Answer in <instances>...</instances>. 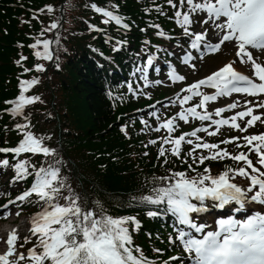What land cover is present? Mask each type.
Segmentation results:
<instances>
[{"label":"trees","instance_id":"obj_1","mask_svg":"<svg viewBox=\"0 0 264 264\" xmlns=\"http://www.w3.org/2000/svg\"><path fill=\"white\" fill-rule=\"evenodd\" d=\"M92 4L118 13L130 31L123 33L110 22L103 23ZM174 11L168 0H0V146L15 145L29 131L48 147H60L51 156L28 155L19 161L36 169L41 165L59 169L64 182L61 204L63 196L75 194L86 209L99 212V201L113 217H136L141 228L132 232L133 244L155 262H166L178 245L160 216L147 215L161 211L163 205L131 202L132 197L150 195L161 183L158 177L195 172L189 170V149L182 148L175 158L171 151L159 155V140L150 146L140 131L137 101L127 89L128 84L134 88L131 69L143 65L145 52L163 51L166 42L158 33L173 31ZM53 23L56 28H51ZM44 41H51V60L35 55L44 51ZM37 66L44 70L37 71ZM33 79L39 82L24 95L39 100L25 105L17 117L4 115L2 101L19 96L21 81ZM24 124L28 128H17ZM3 159L17 163L0 155ZM207 166L223 171L233 168L234 162L209 159L192 164L196 172ZM9 169L11 184L16 174ZM28 171L25 186L35 178L33 168ZM36 200L31 198L23 206L26 213L41 209Z\"/></svg>","mask_w":264,"mask_h":264},{"label":"snow or ice","instance_id":"obj_2","mask_svg":"<svg viewBox=\"0 0 264 264\" xmlns=\"http://www.w3.org/2000/svg\"><path fill=\"white\" fill-rule=\"evenodd\" d=\"M168 4L175 10L176 23L182 28L184 35L190 38L191 49L199 51L203 47L211 53H216L221 50L225 42H234L237 49L235 55L239 63L251 64L252 71L251 76L238 72L234 68L237 62L234 59L206 78L183 89L190 95L182 99L177 97L181 105L190 101L193 96L202 98L199 104L180 112L179 119L187 123L188 115H191L200 121H211L216 125V131L209 132L207 128H196L191 133L172 139L171 133L174 131L173 122L176 117L155 128L157 132L161 128L167 129L169 136L164 138L163 143H171L173 145L171 154L179 158L181 143L193 144L191 139L185 140L186 136L196 137L199 132H207L209 136H215L224 125L240 132H247L248 128L255 126V122L264 123V118L261 115H254V108L248 107V104H255L256 108H264V99L258 102L246 101V110L228 119L213 120L212 114L197 112V108H204L207 102L215 101L218 96H230L232 93L250 97L264 96V64L258 62V58H254L253 55L254 51L264 53V0H179L178 4L174 0H168ZM91 7L107 18L103 23L115 21L117 25L121 24V17L114 15L112 11L97 7L95 4ZM48 11L51 12L52 8L49 7ZM199 14L205 15L202 19H195ZM194 23L201 26L210 25L216 32L217 42L206 43L207 28L200 33L191 31ZM56 27V23L51 25V28ZM89 27L92 28L91 25ZM124 27L126 28L127 25ZM159 35L163 36L164 33L161 32ZM39 43L37 41V44ZM50 43L51 41H44L43 53L36 52L35 55L38 58L51 60ZM37 44L31 47L35 48ZM192 59L194 57L189 52L183 62L190 64ZM147 64L150 66L152 60L149 59ZM43 70L42 66H37V71ZM137 71L143 73L144 68H138ZM168 75L173 82L185 79L184 76L176 74L174 69ZM38 82L35 79L21 81V94L16 101L9 102L14 105L11 108L13 115L20 114L25 105H31L39 100V97L24 95V92ZM157 83L160 82L157 81ZM201 86L215 89V94H202L199 91ZM238 104L239 101H236L226 108L217 109L215 115L220 116L225 111H231ZM245 117H251V119L245 122L244 127L236 123L238 118L243 120ZM17 128L26 129L28 125H17ZM42 139L25 131L18 146L0 147V153H13L15 156L32 153L47 157L52 154V150L42 145ZM239 139V137H232L221 143L230 144ZM243 140L246 141L245 145L237 143L236 146L237 148L248 147V152L233 154L226 149H220L219 144L201 142L195 144L192 151L188 153L192 157V164H195L197 160L203 164L205 160L227 158L241 166L227 168L214 176L207 167L202 172H196L192 164H189V170L196 172V175L189 176L183 171L171 172L168 176L156 178L161 183L150 190V195L132 197L131 202L164 206L163 212L148 211L149 217L170 214L176 218L179 225L185 226L177 230L175 239L180 242L188 264H264V214L253 212L243 220L221 219L217 221L218 230L206 233V225L194 223L191 215L208 211L209 207L223 209L225 206L234 204L238 206L235 211L242 212L245 210L246 203L264 205V133L249 134L244 136ZM150 143L156 142L150 141ZM201 147L209 151L213 149L217 151L208 156H194L196 149ZM165 151L162 147L159 155L164 156ZM251 154L257 157L255 162L250 158ZM7 167H12L16 174L14 182L30 175L29 167L33 168L35 179L28 190L18 195L16 200H9L3 208L7 209L9 204L26 201L35 195L36 203L40 205L41 210L31 217L28 236L21 237L16 229L8 232L6 236H0V242L7 246L6 250L0 254V264H153V261L145 257L142 250L133 244L132 232L141 228L136 217H113L107 213L99 201L96 202L99 212L86 209L81 206L80 198L75 194L63 196L65 203H59L64 182L59 179V169L51 165L47 167L41 165L36 169L34 165H29L28 161H18L15 165H10L8 159L0 160V168ZM237 178L244 183L236 182ZM206 201L213 203L206 205ZM15 215L19 216L20 212L17 211ZM8 216L9 213L4 212L0 219H7ZM194 232L205 234L197 238ZM17 241H21L19 245ZM25 244L32 246L25 252L19 251V248H23ZM171 259L179 260L180 258L172 257Z\"/></svg>","mask_w":264,"mask_h":264},{"label":"rangeland","instance_id":"obj_3","mask_svg":"<svg viewBox=\"0 0 264 264\" xmlns=\"http://www.w3.org/2000/svg\"><path fill=\"white\" fill-rule=\"evenodd\" d=\"M195 19H198V16L195 17ZM175 25L178 26V27H180L176 22H175ZM181 30H182V28H181ZM182 38L186 39L185 36H183ZM173 39H175L176 41H172L173 42V44L171 45L172 55L176 57L177 54H180L179 52H181L182 54H186V52L188 51V49L183 48V45H181V44L178 43V41L180 39V37L178 36V34H175L174 37H173ZM217 39H218V37L215 38L214 41H216ZM227 49H228L227 48V44H225L222 47L221 51L217 55H215L213 57H208V58H206L203 61H198L197 63H193L195 65V72L194 73H192L191 71H188L189 68H183L182 66H180V68L181 69H184V71H186L189 74V76H192L193 75V77H191L189 79L190 82L193 81V80H196L198 78L205 77L211 71H214L215 69L217 70V69L220 68V66H222V65H224L226 63H230L231 61H233L235 59L234 56H233L234 47L233 46L231 47V50L232 51H231L230 55H228L226 53L227 52ZM177 57H180V56H177ZM180 59H182V58L180 57ZM261 63L264 64V62H261ZM246 65L249 66V64H246ZM153 68L155 70L160 71V72L163 71V70H161L162 64L159 61V57H154L153 58ZM161 86H163V87H169L170 86L169 82L165 79V77L161 81ZM178 87H176V89L174 91V94H169L168 97H167V99L165 101H161L160 103H157L155 105L154 109L159 108L157 110V114L159 116L161 115V112L163 110H166V109L176 110L177 107L179 106V100L176 97V95H177V88ZM170 91H172L171 88H170ZM176 116H177V114L174 115L173 117H176ZM153 121H154L153 127H155V125L158 126L157 121H155L154 118H153ZM236 135L238 136L239 134L236 133ZM239 166H241V165H239ZM213 172L214 171L211 170L212 175H213ZM7 175H8L7 171H5V172L3 170L0 171V200L2 199L3 193L5 191H9L11 194H13V193H15L19 189V187L21 185V183H16V184L12 185L10 188H8L6 186V184H4L5 179L7 178ZM236 182L242 183L243 181L240 180V178H237V181ZM211 204H212V202H209V201L206 202V205H211ZM6 210H8V211L11 210V216L13 218V215H15V213H16L15 206L12 205V204H9V206H8V208ZM206 212H207V216H213V214L216 215L217 220L225 219L224 217H221L220 215L217 214V209L216 208L209 207L208 211H206ZM234 219H236V218H234ZM22 221L23 220H21L20 222H22ZM7 222H9V219L7 220ZM23 236H28V235H25L24 234ZM179 261L180 260H178L177 262H179ZM186 261H187V258H183V261H180V262H185L186 264H188Z\"/></svg>","mask_w":264,"mask_h":264},{"label":"bare ground","instance_id":"obj_4","mask_svg":"<svg viewBox=\"0 0 264 264\" xmlns=\"http://www.w3.org/2000/svg\"><path fill=\"white\" fill-rule=\"evenodd\" d=\"M201 27H205V25H203V26L200 25L199 28H201ZM227 44H228V48H229V47H231L233 45V42H229ZM254 55H256V57L259 59L260 63L262 61H264V53H257L256 52ZM251 98L254 99L255 97H251ZM235 206L238 207L237 205H235ZM248 210L253 211V212H260L261 214H264V205H258V204H255V203H251V204L246 203L245 204V210L240 212V215L244 214ZM218 212L225 213L227 211L225 210V208H223V209L220 208L218 210ZM227 219H229V218H227ZM193 220L198 225L199 224L206 225L205 233L207 231H216V218H215V216H207V215L204 216V217L203 216H199V217H194Z\"/></svg>","mask_w":264,"mask_h":264}]
</instances>
